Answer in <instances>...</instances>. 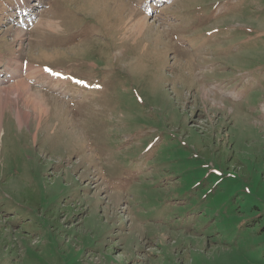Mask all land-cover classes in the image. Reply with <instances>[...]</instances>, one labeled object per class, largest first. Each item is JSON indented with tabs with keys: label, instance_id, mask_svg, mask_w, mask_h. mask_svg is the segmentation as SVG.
Returning <instances> with one entry per match:
<instances>
[{
	"label": "rangeland",
	"instance_id": "rangeland-1",
	"mask_svg": "<svg viewBox=\"0 0 264 264\" xmlns=\"http://www.w3.org/2000/svg\"><path fill=\"white\" fill-rule=\"evenodd\" d=\"M132 1L54 0L28 43L0 29L5 65L89 92L33 85L40 125L0 101V264H264V0H178L141 34Z\"/></svg>",
	"mask_w": 264,
	"mask_h": 264
},
{
	"label": "bare ground",
	"instance_id": "bare-ground-1",
	"mask_svg": "<svg viewBox=\"0 0 264 264\" xmlns=\"http://www.w3.org/2000/svg\"><path fill=\"white\" fill-rule=\"evenodd\" d=\"M140 16L142 15H139L138 19L132 20L130 29L131 31L133 30L134 33L141 34L148 25L147 21L149 20H147V18H144V16ZM41 21L42 20L38 21L37 26L42 24L43 21ZM21 35V31H17V35L15 38L17 40H20L22 37ZM13 61H15L14 58L9 59L6 66L11 67V63ZM30 71L27 76L30 77V75H32L33 73L36 74V72H33V70ZM6 94L10 95V97L8 98V95ZM0 95H2L0 96V101L3 105H5L6 108L9 105L12 106L13 115L15 116V119L19 125H27L31 123V120L38 122L40 125L41 121L44 120L43 117L46 118L47 114H49L50 112V109L48 108L49 105H47L46 102L44 103V101L40 97L33 94L32 87L24 81H17L14 84H9L6 87L0 88ZM19 105H22L24 109H21ZM1 109L2 108L0 107V113L2 114L3 110Z\"/></svg>",
	"mask_w": 264,
	"mask_h": 264
},
{
	"label": "snow or ice",
	"instance_id": "snow-or-ice-1",
	"mask_svg": "<svg viewBox=\"0 0 264 264\" xmlns=\"http://www.w3.org/2000/svg\"><path fill=\"white\" fill-rule=\"evenodd\" d=\"M45 71L50 72V69H47V68H46Z\"/></svg>",
	"mask_w": 264,
	"mask_h": 264
}]
</instances>
